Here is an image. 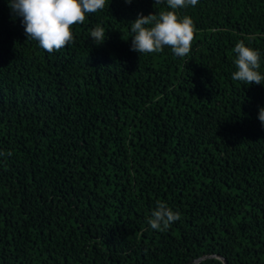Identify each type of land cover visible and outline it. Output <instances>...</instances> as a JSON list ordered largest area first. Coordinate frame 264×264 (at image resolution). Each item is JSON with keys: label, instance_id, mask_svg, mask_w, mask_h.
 Wrapping results in <instances>:
<instances>
[{"label": "trees", "instance_id": "16d2710c", "mask_svg": "<svg viewBox=\"0 0 264 264\" xmlns=\"http://www.w3.org/2000/svg\"><path fill=\"white\" fill-rule=\"evenodd\" d=\"M0 0V264H264V0H198L190 53L131 50L138 13L106 0L48 53ZM105 41L90 36L96 26ZM157 201L180 219L148 218Z\"/></svg>", "mask_w": 264, "mask_h": 264}, {"label": "clouds", "instance_id": "9594fccd", "mask_svg": "<svg viewBox=\"0 0 264 264\" xmlns=\"http://www.w3.org/2000/svg\"><path fill=\"white\" fill-rule=\"evenodd\" d=\"M106 0H10L9 7L22 18L27 39L38 41L39 46L52 53L59 51L73 41L72 26L85 21L86 14L95 13L105 6ZM132 3V0H124ZM164 0H154L155 4ZM168 9L159 15L138 13L132 21L131 50L139 54L159 53L167 46L177 57L190 53L195 29L191 17L178 16L177 10L195 6L198 0H166ZM96 44L105 41V29L96 26L90 33ZM237 70L232 79L247 85H264V74L260 72V52L238 42L233 49ZM258 119L264 125V107L259 109ZM180 219L165 202L157 201L148 218L152 229L166 230ZM203 264V261H201Z\"/></svg>", "mask_w": 264, "mask_h": 264}, {"label": "water", "instance_id": "95a60500", "mask_svg": "<svg viewBox=\"0 0 264 264\" xmlns=\"http://www.w3.org/2000/svg\"><path fill=\"white\" fill-rule=\"evenodd\" d=\"M205 257H215V258H218L222 262V264H227L224 258L217 254L201 255L198 258L194 259L193 262L197 263L199 260Z\"/></svg>", "mask_w": 264, "mask_h": 264}]
</instances>
